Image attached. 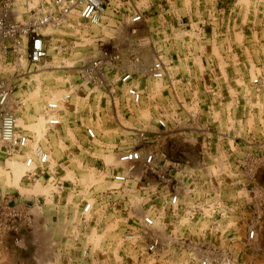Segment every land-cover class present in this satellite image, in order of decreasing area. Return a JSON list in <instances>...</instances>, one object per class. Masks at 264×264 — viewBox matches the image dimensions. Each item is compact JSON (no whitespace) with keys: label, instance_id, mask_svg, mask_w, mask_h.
Here are the masks:
<instances>
[{"label":"rangeland","instance_id":"obj_1","mask_svg":"<svg viewBox=\"0 0 264 264\" xmlns=\"http://www.w3.org/2000/svg\"><path fill=\"white\" fill-rule=\"evenodd\" d=\"M0 1L19 25L52 3ZM122 2L141 9L178 4L181 9L171 12L182 26L175 27V21L153 30L149 25L148 32L142 25L134 36L133 25L119 22V13L111 10ZM186 6V0H111L99 26L83 22L75 11L43 28L47 55L37 66L16 62L12 46L0 53V81L17 121L35 120L29 108L34 92L41 108L50 100L46 96L61 99L73 89L59 104V126L46 129L44 121L35 136L17 124L31 136L30 148L9 156L0 146V264H199L205 259L209 264H264V0H209L204 20L196 25L183 16ZM111 13L116 16L109 22ZM237 18L254 19L241 27L252 28L250 41L232 40L231 22ZM184 30H190L185 43ZM184 49L192 54L181 59L175 76L167 57ZM103 50L118 53L124 67L141 55L135 71L145 68L146 79L133 76L143 91L142 103L125 105L119 82L112 85L115 105L107 101L109 89L79 86V69ZM157 58L165 64L166 77L149 83L146 71ZM232 77L239 94H233ZM233 97L238 105H226ZM158 118L167 130L154 142L148 136L144 146L155 150L163 179L139 167L136 174L147 183L119 187L112 179L122 171L118 154L136 145L127 129L154 132ZM85 126L95 128L94 142L84 137ZM36 142L49 160L29 170L25 157ZM168 195L178 197L175 207ZM143 215L156 219L159 250L153 257L122 241L129 232L140 233Z\"/></svg>","mask_w":264,"mask_h":264},{"label":"built area","instance_id":"obj_2","mask_svg":"<svg viewBox=\"0 0 264 264\" xmlns=\"http://www.w3.org/2000/svg\"><path fill=\"white\" fill-rule=\"evenodd\" d=\"M111 0H52L48 7L42 6V12L38 17L27 23L19 25L12 22L6 11V5L0 1V53H5L8 46H12L14 56L20 63L24 60L30 65H39L47 55L44 35L41 32L43 28L50 25H58L63 22L64 18L72 12L78 11L79 17L90 26H99L105 9L110 5ZM141 20L139 14H135L130 23H136ZM23 37L27 38V43L21 41ZM9 41L10 45H5ZM27 45V48L25 49ZM26 50V52H25ZM24 52V54H23ZM139 63V58L131 59L127 66H123L120 55L109 50H103L100 54L84 64L79 69L80 84L79 86H87L90 89H105V95L110 105H115L113 93V84L119 82L124 89L125 96L128 101L137 106L141 103L143 94L135 85L133 74L137 71L133 70V66ZM121 70L120 74L111 72ZM146 77L152 82H158L166 77V67L163 60L157 58L147 68ZM114 80V81H113ZM73 93V89L64 94L59 102H47L43 109V116L47 129H53L60 123V107L61 101L68 100ZM103 93V92H102ZM9 91L2 81H0V146L7 149L8 155L30 148L29 144L33 143L28 132L18 129L17 119L8 108ZM155 131L148 132L145 129H128L135 137L136 145L118 154V163L122 166V171L112 176L113 181L120 187L130 181H136L140 185L147 183L139 177L136 172L140 167L144 172H151L159 176L158 169L155 166V150L146 148L145 142L148 136H152V142L161 136V132L167 130L164 119L158 118L155 121ZM84 135L87 141L94 142L97 139V132L94 127L85 126ZM32 155L25 157V165L27 169L35 167H44L48 164L49 155L43 149L39 142L35 143V147L31 151ZM118 187V188H119ZM154 187V186H153ZM117 189V188H114ZM178 197L176 195H168V204L176 206ZM83 213L90 211V205L87 203L83 207ZM140 233H128L122 237V241L132 245L138 249L140 253L149 256L155 255L159 250V239L156 237L154 230L156 228L155 217L143 215L139 219ZM148 238V239H147ZM199 264H209L208 261L202 260Z\"/></svg>","mask_w":264,"mask_h":264},{"label":"crops","instance_id":"obj_3","mask_svg":"<svg viewBox=\"0 0 264 264\" xmlns=\"http://www.w3.org/2000/svg\"><path fill=\"white\" fill-rule=\"evenodd\" d=\"M208 1L209 0H198L199 5H197V3L195 2V0H186V2L189 3V6L188 7L186 6V8H184L185 13L183 14V16H186L187 17L188 22H189V25H196L199 20H200V22H202V20H204V18H205L204 13L208 9V6H207ZM193 2H194V4H193ZM176 9H181V8H180V6L178 4L175 5L174 3H170V2L169 3L168 2H160V3H157L156 5H151V6L147 7V8H142V9L139 8V7H136L133 4H129L127 2H122L120 4L115 5L114 7H111V10L112 11H115L116 10L119 13L118 14L119 15V18H120V21L119 22H122V21H125V20H127L129 22L130 19L136 13L141 16V20L140 21H138L136 23H130L129 22L131 24V26L133 25V29H132V31L131 30L130 31H131V34L134 35V36L136 34V31L138 32L142 25L145 28H147L148 32H151L149 25H151L153 27V30H154L155 27H158L159 28L160 26H166V27L170 28L171 26H173V23H175V21H176L175 24H177V26H175V27L182 26L181 25L182 22L179 23V21L177 19V16H175V14H173L171 12V11L176 10ZM199 11H200L199 17H197V13ZM202 14H203V16H202ZM115 16H116L115 13H111L110 14V17L107 18V19L110 20L109 22H111L112 20H115V18H114ZM119 18H116V22H117V19H119ZM252 23H254V19H252V18L251 19H248L247 21H241L239 18L232 19V22H231V25L233 27L232 28L233 29V33H232V36H233L232 38L233 39L232 40L233 41H237V40H239V37H242L244 40L250 41V38L251 37L247 38V36H254V33L252 32V28H250L248 26V28H246V30H245V28H241V27L244 24L250 25ZM187 32H190V30L189 31H185L184 30V35ZM240 32H242V33H240ZM185 40H186V35L183 36V42L184 43H185ZM182 52L183 53L180 54V52H177V50H176V51H173L170 54L169 57H167L168 59H170L172 61V64L174 65L171 68V70H173L176 67L175 72H174L175 76L176 75L179 76V74H180L179 66L183 63V61H181V59H185L186 60L187 57L190 56V54H192L190 51H189L190 52L189 53L185 49ZM138 56H139L138 57L139 58L138 66H139V68H141V65H142L141 55L138 54ZM173 58H175V60ZM180 61H181V63H180ZM147 66H146V68H147ZM139 68L137 69V72L136 73L141 74L140 77L145 78V75H144L145 68H144V70H141ZM184 73H185V71L182 72V74H184ZM147 81L149 83H152V82H150V79H148ZM231 81H232L233 94H235V92H238V91H235L234 92V90H236V88H235L236 81H238V80L236 79V77L235 78L232 77V80ZM244 88H246V87L244 86ZM244 88H241L240 87L239 89H241V90L243 89L244 90ZM140 90H141V92L143 94L142 89H140ZM143 90H144V88H143ZM238 94H239V92H238ZM143 99H144V97H142L141 103L143 102ZM157 100H158V97L155 98L154 100H152L151 102H155ZM125 102H126L125 105H133L129 101L128 102L125 101ZM238 102H239V98L237 99L236 97H233V98H231L229 100V102H226V105H236L237 106L238 105ZM219 112H220V110L218 112L216 111L215 114H218ZM236 112H237V109H233V113H236ZM127 128H130V127H126L125 129H127ZM129 133H130V131H129ZM84 137H85V135H84ZM185 166L188 167V164L185 163Z\"/></svg>","mask_w":264,"mask_h":264},{"label":"bare ground","instance_id":"obj_4","mask_svg":"<svg viewBox=\"0 0 264 264\" xmlns=\"http://www.w3.org/2000/svg\"><path fill=\"white\" fill-rule=\"evenodd\" d=\"M13 14L16 15L15 13H13ZM135 65L133 66V70L134 71H135ZM58 98L59 97L54 96V94H51V95H48V96L45 97L46 100L50 99L49 101H51V102H59L60 101V98L59 99ZM40 100H41V98L39 97L37 91L34 92L31 95L30 99H29V101H30L29 108L31 109L32 117L35 118V120H32V122H29V123H24L21 120L17 121V124L20 127H23L24 129H29L31 132L34 133V135L36 134L35 136H39L41 134V131H42L43 125H44V121H45L44 116H43V109H44V107L42 106L40 108V106H39V102H41ZM44 126L46 128V124ZM34 147H35V143H34V146H32V149ZM20 170H21V168L18 169L17 174L19 173Z\"/></svg>","mask_w":264,"mask_h":264}]
</instances>
